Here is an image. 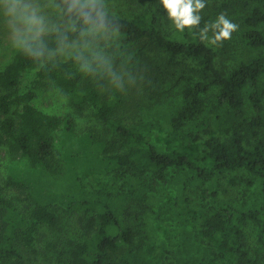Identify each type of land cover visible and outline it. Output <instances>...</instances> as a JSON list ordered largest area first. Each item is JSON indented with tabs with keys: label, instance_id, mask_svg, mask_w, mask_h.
Wrapping results in <instances>:
<instances>
[{
	"label": "trees",
	"instance_id": "trees-1",
	"mask_svg": "<svg viewBox=\"0 0 264 264\" xmlns=\"http://www.w3.org/2000/svg\"><path fill=\"white\" fill-rule=\"evenodd\" d=\"M55 1L64 26L28 40L0 70V147L13 161L23 159L26 165V176L11 174L4 186L16 187L25 199L33 200L31 217L36 223L58 226L57 209L49 204L52 200L69 211L82 210L78 220L84 238L69 242L68 254L59 264H159L145 244L135 241L142 233L151 246L162 247L157 228L164 223L173 224L172 264L255 263L243 244L247 223L258 228L253 252L264 264V32L260 29L264 0H252L255 4L241 17L242 43L262 53L229 72L216 65L215 52L199 38L206 17L198 28L179 32L168 27L171 21L153 0H124L129 5L146 2L130 18L111 16L101 2L107 27L81 35L83 26L66 14L65 0ZM212 1L217 0H205ZM80 38L107 39L110 68L124 66L146 73L152 63L148 56L161 53L164 60L159 69L167 75L169 69L188 61L176 79L183 85L179 103L155 102L143 109L139 121L124 123L117 115L121 101L99 90L104 69L86 74L80 63L52 59L55 51ZM27 71L54 84L76 114L91 108L101 134L90 130L78 135L72 115L59 117L39 109L32 91L18 89ZM207 93L210 99L203 96ZM160 125L168 127L184 147L196 142L204 157L162 150L147 141ZM209 128L224 137L211 135L200 141V133ZM73 135L79 137L78 143L69 139ZM65 159L82 163L93 159L87 167L84 164L88 173L111 174L112 184L87 190L79 174L66 170ZM239 171L250 178L231 175ZM148 173L158 179L168 176L173 195L159 204L151 202L152 186L144 178ZM32 175L44 180L41 193ZM195 186H204L207 198L194 197ZM224 187L244 191L239 197L223 198ZM16 199L2 195L0 189V261L13 258L11 264H24L20 246L32 247L37 225L24 227ZM183 208L194 216H185Z\"/></svg>",
	"mask_w": 264,
	"mask_h": 264
},
{
	"label": "rangeland",
	"instance_id": "rangeland-1",
	"mask_svg": "<svg viewBox=\"0 0 264 264\" xmlns=\"http://www.w3.org/2000/svg\"><path fill=\"white\" fill-rule=\"evenodd\" d=\"M145 1V0H144ZM155 5L161 6L159 0H153ZM15 0H0V70L9 64L15 53L19 51L25 43L41 34L58 30L64 26V19L61 9L58 7L55 0H19L21 6L27 5L29 11L34 10L41 23L29 26L21 19H14L8 14V8L12 6ZM104 3L106 12L111 16L130 18L136 13H139L146 6V2L138 5H129L124 0H101ZM206 7L200 12L201 17L207 18V23H214L220 14H225L226 17L238 28L231 35V39L222 42L220 46L212 45L207 40V44L215 52V63L223 71L229 72L237 67L241 62L249 60L256 55L261 54L259 50H254L246 47L241 41V34L244 26L241 17L255 4L252 0H217L205 2ZM205 24V25H206ZM173 28L172 23L168 25ZM167 28V26H166ZM264 32V25L260 27ZM213 35L212 31L208 32L209 38ZM152 63L146 68V73L133 72L124 66L110 68L107 62L110 59V43L107 39H91L80 38L65 44L62 48L55 51L52 55L53 60L67 61L71 63H80L84 70L96 74L98 68L104 69L105 81L103 87L99 90L102 93H107L109 98H118L121 102L118 108V116L126 124H131L139 121L143 115V109L150 107L155 102L163 104H176L181 99V90L183 85L177 84L176 79L182 68H185L188 61H183L176 69H169L168 74L162 75L164 69L162 67L164 55L161 53H152L148 56ZM153 73H147L149 69ZM19 91H32L34 94L33 103L41 110L59 117L68 114L74 117L75 130L78 135H83L86 132L93 130L95 133L101 134L102 128L99 122L93 115V110L89 107L81 114L73 112L68 103L67 96L63 94L54 84L48 81L39 79L34 72L27 71L23 73L19 82ZM3 91L0 90V94ZM210 99L211 93L203 95ZM264 134V130L262 131ZM60 132L58 133V135ZM217 136L223 138L222 132L213 131L209 128L206 134L200 133V141L207 136ZM70 140L75 143L79 142V137L73 135ZM147 141L154 144L162 150H180L186 154L202 159L204 152L199 145L194 144L189 147H184L170 132L169 128L160 125L147 135ZM200 143V142H199ZM85 151V149H82ZM90 161H93L91 159ZM85 162H73L65 159L66 170L77 173L83 179L87 190L100 189L112 184L111 174H89L86 169ZM86 167H85V165ZM26 165L23 159L13 161L6 151L5 147H0V189L2 195L19 199L14 200V204L19 214L20 220L24 227L37 225L36 238L32 247L24 248L22 245L21 254L24 258V264H59L61 260L68 254L69 242H80L83 240V230L81 223L78 220L82 216V210L69 211L66 206L58 201H50V206L54 205L57 209L59 219L57 227L43 226L36 223L31 217V211L34 207L32 199H25L20 194L16 187H5L6 178L13 174L26 176ZM169 174L173 173V169H168ZM231 175H241L250 178V175L245 171L233 172ZM144 178L152 186L149 190L151 202L159 204L173 195L169 188L168 176L158 179L151 174H146ZM31 179L36 180V187L41 193L44 186V180L38 179L32 175ZM132 180V178H131ZM123 182V181H122ZM119 182V185L122 183ZM127 185L131 183L130 179L125 181ZM244 190H230L229 187H224L221 191L223 198H236L243 193ZM38 192V193H39ZM44 193V192H43ZM191 194L196 198H207V192L204 186H195L191 190ZM185 216L192 215L193 211L182 209ZM87 219V217H84ZM39 224V225H38ZM173 224L164 223L158 225L157 232L162 239V247H153L149 244L148 239L142 233L137 234L136 243L145 244L152 258L157 259L159 264H172L175 238L172 232ZM257 226L254 223H247L244 227V248L250 252L249 257L259 264L261 259L253 252L255 244ZM205 243L215 246L210 238H204ZM210 242V243H209ZM13 258L9 261L1 260L0 264H11Z\"/></svg>",
	"mask_w": 264,
	"mask_h": 264
},
{
	"label": "clouds",
	"instance_id": "clouds-1",
	"mask_svg": "<svg viewBox=\"0 0 264 264\" xmlns=\"http://www.w3.org/2000/svg\"><path fill=\"white\" fill-rule=\"evenodd\" d=\"M67 5L66 14L75 16L82 24L81 35L92 34L107 27V19L102 10L101 0H65ZM159 4L167 14L174 28L183 32L185 29L192 31L199 27L202 19L200 12L206 7L205 0H159ZM8 14L14 19H21L29 26L41 23L36 12L29 11L27 5L21 6L19 0H15L8 8ZM238 25L231 22L225 14H220L214 23L206 24L199 30L201 41L207 40L212 45L220 46L222 42L231 39ZM212 31L211 38L208 32Z\"/></svg>",
	"mask_w": 264,
	"mask_h": 264
}]
</instances>
